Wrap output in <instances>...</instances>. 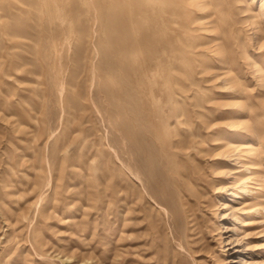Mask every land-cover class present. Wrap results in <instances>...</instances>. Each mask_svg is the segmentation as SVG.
<instances>
[{
  "label": "rangeland",
  "instance_id": "374dc122",
  "mask_svg": "<svg viewBox=\"0 0 264 264\" xmlns=\"http://www.w3.org/2000/svg\"><path fill=\"white\" fill-rule=\"evenodd\" d=\"M215 1L257 54L264 0ZM140 2L0 0V264H264V197L250 207L233 145L209 151L239 114L264 121L261 71L240 91L187 52L160 85L155 59L192 35Z\"/></svg>",
  "mask_w": 264,
  "mask_h": 264
},
{
  "label": "bare ground",
  "instance_id": "6f19581e",
  "mask_svg": "<svg viewBox=\"0 0 264 264\" xmlns=\"http://www.w3.org/2000/svg\"><path fill=\"white\" fill-rule=\"evenodd\" d=\"M138 2H139V0H138ZM140 4L149 7L150 10H152L153 13H157V15H159L161 12L167 13L164 16L161 14V16L157 17V18L160 20L161 23H164L165 25H170V27L171 26L173 27V25L181 24V22L178 19L173 17L174 15H180V14L184 15L185 16V20H184L185 22L183 23V25H181L184 27V29L182 30V33L184 35H188V34L192 35V40L189 41L188 43L184 42L183 40L181 41V39H178L179 47H177L174 50L170 49L165 58L162 55H160L155 59L154 65L152 66V68L155 71H151V72L160 73L159 77L162 79L160 85L163 86V85L169 84L168 86H171V84H176V83L180 82V79L175 74V71L181 67H183L184 70H186L187 72H188V70L189 71L191 70L190 67L188 66L189 65V58L187 57V54H186L187 52H195L197 55H201L203 57V59L199 60V64L203 67V70H210V69H215L217 71L221 70L220 71L221 73L219 72V74H225L226 83H228L229 85L231 84L232 86H237L240 91H244V89H246L248 87L250 79H252V78L248 79V77L246 76V73L248 74L249 70H251L249 68L250 65H251V67L255 66L257 71H261L260 72L261 74L259 77H260V79H263L262 81L264 83V45H263L264 43L261 42V44H259L260 48L258 51L256 50L257 54L251 53L252 54L251 55L249 50L247 49L246 45L243 44L246 40L243 41L242 38L240 37L241 35L239 36V34H238V31L240 32L241 29H239V27H238V29H236L235 22H233V20L230 19L231 17L230 18L228 17V15L225 13L226 11L223 12V11L219 10V8H218L219 2L218 1H215V0H141ZM165 6H166V8H165ZM251 10H252V8H251ZM253 11H254V9H253ZM256 13L253 16H255V17L259 16V14H256ZM63 16H64V14H63ZM247 18H249V17H247ZM249 19H251V18H249ZM254 19L256 20V18H254ZM257 23L259 25V29L260 28L263 29V25L260 22H257ZM243 24H244V22H243ZM238 26H239V24H238ZM242 26H244V25H242ZM194 31H195V34L193 35L192 32H194ZM257 35H259V34L257 33ZM246 36H248V35H246ZM261 36H262V33H261ZM261 36H259V38ZM256 37H258V36H256ZM24 39H26V38H24ZM256 44H258V43H256ZM234 46L238 47V48L240 47L241 51L239 54H235L233 52L232 48ZM251 57H253L252 58L253 61L250 60L251 61L250 62L249 58H251ZM143 61L144 60H142V62ZM164 65H166L169 68L168 70L170 72H173L174 74H172L171 76H168L167 78L166 77L163 78L162 72L164 70ZM93 67H95V66H93ZM255 68H253L252 70H254ZM147 71H148V69H147ZM253 72H251V73H253ZM146 75H147V73H146ZM254 75H256V74H254ZM255 78H256V76H255ZM211 79L212 78H205L204 80L209 82V81H211ZM257 81H258V79L256 80L255 83H257ZM263 85L261 83L262 87H264ZM227 86H225V87H227ZM259 86H260V84H259ZM248 89H250V88H247L246 90H248ZM61 90H63V88ZM240 94H242V93H240ZM262 96H263V94H262ZM249 98H251V96H249ZM252 98H254V96ZM251 102H250L249 106L251 104L254 105ZM177 104H178V102H177ZM249 106L247 107L248 109H250ZM234 109H236V108H234ZM244 110H246V109H244ZM244 110H243V112H245ZM174 111H175V117H179L180 115L182 116V112H181L182 109L180 106H179V108L177 107ZM251 113H252V111H251ZM259 113L260 112L258 111V114ZM260 114H262L261 116H264V111L261 112ZM247 117H249L247 120L248 122L244 121V119ZM257 117L258 116L252 117V116H250V114H249V116H248V114L246 116L239 114L237 116V118H240L242 121L246 122L244 126L241 125L243 127L242 131L234 132L233 136H231V137L229 136L230 137L229 139H227L226 137L214 138L212 148L209 149L210 153H213L215 151V149H219V148L221 149L222 147L233 145L234 149L238 151V155H237L238 159H239L238 163L240 164L239 166L241 167L240 171L237 169L239 171L238 179L239 180L242 179L241 181H243L245 179L244 186L247 188L246 190H248L250 193V195L249 196L247 195V196L251 200H253V202L251 201L252 204H250V207H252V208L255 206H258L260 203H262L263 197H264V148L261 145L262 143H264V121L260 120ZM240 119H238V120H240ZM242 121H239V122L244 124V122H242ZM253 121H257L258 123L260 122V124H262V125L261 126H258V125L254 126L255 122L253 124ZM237 128L239 129L238 126H237ZM202 142H201V140L196 139V135L191 134V136L189 137V144L181 145V150L192 149L193 153H189L190 154L189 156H191L192 158L196 157V156L198 157L201 155L203 156L204 154H206V151H208V150H205L201 146ZM171 143H172V147H176V143H174V142H171ZM84 146H85V144L81 142L80 149H82ZM235 150H234V152H235ZM232 151L229 150L230 153ZM230 155L227 158H230ZM237 156H236V158H237ZM232 157H234V156H232ZM221 161H223V160H221ZM213 163H217V162H213ZM236 164H237V162H236ZM39 168H38V172L35 173V174H38V176H40L39 171L41 170V168H40V170H39ZM233 170H235V169H233ZM196 173H197L196 174L197 179L198 180L201 179L202 175L198 172H196ZM245 175H248L247 178H245L246 177ZM241 183H239L240 186H241ZM176 185H177V183H176ZM2 186H3L2 187L3 189H1L0 199H2L5 203L6 202H8V203L15 202L16 198H13V194H15V191H16L15 187L14 188H11V187L8 188L4 185H2ZM35 189L37 190V187H35ZM55 190H57V189L55 188ZM191 192H192V190H191ZM52 196H54V195H52ZM7 225H8V223H7ZM244 225H251V224H250V222H247Z\"/></svg>",
  "mask_w": 264,
  "mask_h": 264
}]
</instances>
